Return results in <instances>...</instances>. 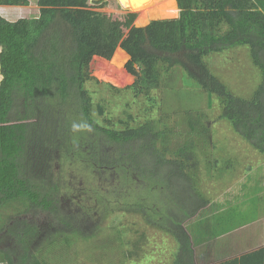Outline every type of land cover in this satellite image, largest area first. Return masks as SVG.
Wrapping results in <instances>:
<instances>
[{
	"label": "trees",
	"instance_id": "trees-1",
	"mask_svg": "<svg viewBox=\"0 0 264 264\" xmlns=\"http://www.w3.org/2000/svg\"><path fill=\"white\" fill-rule=\"evenodd\" d=\"M34 1L38 17L9 21L0 15V209L24 208L0 224V264H49L44 248L62 240L91 241L100 228L90 233L88 226L114 214L171 237L169 264H197L194 234L199 238L201 225H207L200 212L209 203L199 185L204 174L218 180L233 160H208L201 172L200 136L209 133L203 114L187 113L182 141L148 118L131 126L138 119L129 115L130 122H120L124 128L113 127L87 88L90 65L96 57L112 59L120 71L130 57L125 68L134 83L127 91L152 107L155 92L174 88L165 79L180 72L192 88L219 102L220 120L264 154V0H177L178 19L151 20L146 27L135 26L136 13L94 10L96 4L119 8L117 0ZM32 2L0 0V8L25 14ZM237 47L249 49L262 75L249 98L232 92L206 61ZM81 122L93 131L73 132L72 124ZM26 214L33 222L20 220ZM39 214L46 227L35 221ZM121 228L127 227H116ZM138 231L125 258L146 238ZM10 237L13 242L4 246ZM263 257L258 252L222 264H263Z\"/></svg>",
	"mask_w": 264,
	"mask_h": 264
},
{
	"label": "rangeland",
	"instance_id": "rangeland-1",
	"mask_svg": "<svg viewBox=\"0 0 264 264\" xmlns=\"http://www.w3.org/2000/svg\"><path fill=\"white\" fill-rule=\"evenodd\" d=\"M113 1L109 0V3H113ZM117 1H119L120 6L122 4L121 8L96 4L94 10L102 13H136V27L147 25H142L144 23L139 20V15L146 17L148 21L176 20L180 17L177 0H154L153 2L156 4L159 2L158 13L154 16L150 15V13L132 11L129 0H127L128 5L124 4L123 0ZM0 15L9 21H16L22 17H38L39 7L36 1L33 0L31 5L25 9V14L18 12L15 8L2 7L0 8ZM110 61L98 57L93 59L90 65L91 80L87 82V88L93 96L95 104L101 103L106 108V116L109 119L108 123L112 124L113 127L124 128L125 126H122L120 122L124 120L130 122L129 115L134 119H138L136 122H131V126L144 123V119L148 118L157 121L161 129L173 130L176 134L174 141H182L186 139V132L189 129L186 118L188 116L187 113H190L194 118L200 114L205 115V123L208 126L209 133L200 136V152L202 151L201 155L203 157V160L200 161L201 172H204L203 168H205L206 161H213L214 158L232 157L230 155L234 154L235 151L233 152V149L236 150V143H243L245 141L238 133L232 130L231 124L227 120H220L221 108L219 102L215 98L213 99V97L209 98V94H206L201 89L192 88V81L187 80L183 75L181 76L180 72L177 75H172V77L169 75L170 79H165L166 82L173 84L174 88L172 92H168L169 88L164 85L158 92H155L154 96L156 97L157 104L155 107H152L145 97L135 100L133 94L129 90L127 91L134 83V77L129 75L125 68L130 61V57L123 63L120 71ZM206 61L211 71L236 95L249 98L259 84H262L261 71L253 64L249 49L245 47L226 50L221 54L207 57ZM1 81L2 76L0 74ZM187 81L189 82L187 83ZM176 86L180 87V89H175ZM110 87L121 92L118 93ZM129 104L130 106H128ZM149 109H152L150 110L151 112ZM167 113L168 115H166ZM209 178L204 174V181L199 185L201 186V191H211L212 188L209 187L212 184L216 185V176L210 175ZM75 180L79 181L80 179L76 177ZM207 181L210 182L207 184ZM22 210H24L23 207L16 208L14 206L0 209V224L3 225L9 222L17 216V212L21 214L20 211ZM115 215H109L101 224H90L88 226L87 231L90 233H94L97 227L100 228L95 238L91 241L79 238L78 241L74 240L67 243L62 240L53 246L44 248L48 254L47 260L49 264H169L173 260L170 251L171 247L174 246V241L171 237L158 230L147 228L142 221H136L131 216L127 219L126 217L128 216L123 214H121L122 216ZM19 217L20 220L24 218L30 220V217L32 218L29 214ZM194 219L196 218L188 222V225L191 224V227L194 226ZM45 220V215L39 214L35 217V221L40 223ZM131 223L135 224L134 229L131 226H127L131 225ZM122 225H125L127 228H125V231L121 228L120 232L116 227ZM135 230L136 235L134 233ZM138 230L145 231L146 238L135 248L136 252L131 259L125 258V251L130 249L127 243L132 242V245L135 244ZM118 233L119 241L115 240ZM10 242L12 241L7 239L4 246H10ZM65 244L71 245L67 246ZM209 244L214 243L210 242L205 246L198 247L196 251L197 264H201V259L199 258L204 255V251L212 248ZM157 254L160 256L158 259L154 257Z\"/></svg>",
	"mask_w": 264,
	"mask_h": 264
},
{
	"label": "crops",
	"instance_id": "crops-1",
	"mask_svg": "<svg viewBox=\"0 0 264 264\" xmlns=\"http://www.w3.org/2000/svg\"><path fill=\"white\" fill-rule=\"evenodd\" d=\"M236 144L232 157L220 158L233 160L234 166L224 164L216 185L205 192L209 203L200 215L202 222L208 220L207 228L201 225L199 238L193 233L195 257L198 247L214 243L199 258L201 264H222L264 252V154L247 141Z\"/></svg>",
	"mask_w": 264,
	"mask_h": 264
},
{
	"label": "bare ground",
	"instance_id": "bare-ground-1",
	"mask_svg": "<svg viewBox=\"0 0 264 264\" xmlns=\"http://www.w3.org/2000/svg\"><path fill=\"white\" fill-rule=\"evenodd\" d=\"M123 1H124V4L128 5L127 0H123ZM129 1H130V8L132 9V11L142 12V13H150V15H152V16H154L155 14L158 13L159 2L156 4L155 2H153L154 0H129ZM140 16L141 15H139V19L141 18ZM145 24H147V23H145ZM145 24H142V25H145Z\"/></svg>",
	"mask_w": 264,
	"mask_h": 264
},
{
	"label": "clouds",
	"instance_id": "clouds-1",
	"mask_svg": "<svg viewBox=\"0 0 264 264\" xmlns=\"http://www.w3.org/2000/svg\"><path fill=\"white\" fill-rule=\"evenodd\" d=\"M72 131L73 132H81V131L91 132V131H93V129H92L90 124H88L86 122H81V123H73L72 124Z\"/></svg>",
	"mask_w": 264,
	"mask_h": 264
},
{
	"label": "flooded vegetation",
	"instance_id": "flooded-vegetation-1",
	"mask_svg": "<svg viewBox=\"0 0 264 264\" xmlns=\"http://www.w3.org/2000/svg\"><path fill=\"white\" fill-rule=\"evenodd\" d=\"M30 221H31V218H30ZM31 222H33V221H31ZM39 223H40V222H39ZM39 223H38V226H39V227H41V228H42V227H46V226H45V225H46L45 222H42L43 224H42V223L39 224ZM47 225H48V223H47ZM8 239H9V241H12V242H13V238H12V237H10V238H8Z\"/></svg>",
	"mask_w": 264,
	"mask_h": 264
},
{
	"label": "water",
	"instance_id": "water-1",
	"mask_svg": "<svg viewBox=\"0 0 264 264\" xmlns=\"http://www.w3.org/2000/svg\"><path fill=\"white\" fill-rule=\"evenodd\" d=\"M91 1H94V0H91ZM119 4V3H118ZM177 5H178V2H177ZM120 6V5H119ZM120 8H121V6H120ZM178 9H179V6H178ZM180 11V10H179ZM155 21H157V20H155ZM152 23V21H150L149 23H147V25L146 26H148L149 24H151ZM146 26H144V27H146Z\"/></svg>",
	"mask_w": 264,
	"mask_h": 264
}]
</instances>
